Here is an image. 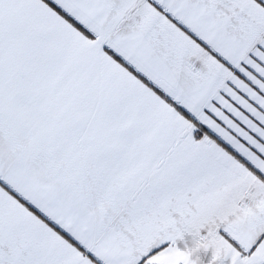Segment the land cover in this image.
Masks as SVG:
<instances>
[{
  "label": "snow or ice",
  "instance_id": "6c2138e0",
  "mask_svg": "<svg viewBox=\"0 0 264 264\" xmlns=\"http://www.w3.org/2000/svg\"><path fill=\"white\" fill-rule=\"evenodd\" d=\"M0 264H264V0H0Z\"/></svg>",
  "mask_w": 264,
  "mask_h": 264
}]
</instances>
